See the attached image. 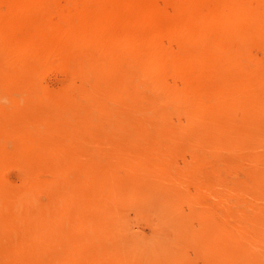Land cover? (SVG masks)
<instances>
[{
  "label": "rangeland",
  "instance_id": "1",
  "mask_svg": "<svg viewBox=\"0 0 264 264\" xmlns=\"http://www.w3.org/2000/svg\"><path fill=\"white\" fill-rule=\"evenodd\" d=\"M13 1L0 0V17L15 14ZM36 1L21 7L31 11L18 32L0 21V33L10 28L0 42L18 49L29 46L26 30L74 24L77 0ZM190 1L202 14L218 4ZM154 3L172 22V0ZM227 25L224 47L163 39L171 57L154 74L172 98L156 97L161 103L114 52L84 67L67 59L69 69L39 59L12 70L0 58V264H264V105L229 102L233 78L249 70L236 55L253 44L236 45L238 23ZM32 218L49 227H24Z\"/></svg>",
  "mask_w": 264,
  "mask_h": 264
},
{
  "label": "bare ground",
  "instance_id": "2",
  "mask_svg": "<svg viewBox=\"0 0 264 264\" xmlns=\"http://www.w3.org/2000/svg\"><path fill=\"white\" fill-rule=\"evenodd\" d=\"M46 1L47 0H43L42 2H46ZM207 1H209V0H206V2ZM216 1H218V4L216 3V5L212 9H210L209 13L206 14L205 13L206 11H205L204 12L205 14H202V12H201L202 10L201 11H199V9L197 10V8L195 7L196 5L193 2H191L190 0H172L171 7L173 9V17H174L173 21H172L173 24H172V22H169V21L166 22L161 16H159L157 14L154 0H110V1L109 0H102V1H96V2L93 0H77V3H75V1H74V3L70 1V4H72V6L74 8L73 12H75L76 10L78 11V12L76 11L78 13V15L76 17L73 16V19L75 18L74 24H73V22L70 23L71 24L70 27H68L66 29L53 30V29H51L52 26L48 27V26H46L47 23H46V25L44 23L43 26H40V28L42 30L39 32H35V31L28 32L26 30L25 36L29 40V46L28 45H26V46H28L27 47L28 49H33V50H28V49L26 50V48H25L26 46H19V48L16 49L14 46V42L9 44L8 43V41H10L9 38H6L4 36V39L6 38L7 40L2 39L0 42V58H1V61L3 59L4 60L3 62L8 64L6 66L9 67V65H10V67H12L11 69L13 70L14 69L13 64L17 63L19 61H27V62H30V64H33V60L34 61H40V60L42 61L43 59H45V60L49 59V61H48L49 63H50V61H51V63H53V61H55V60H56L55 63L57 61H59V63H61L60 60H64V61H62L63 66H64L63 62H65V60H67V59H74L76 61H79L80 64L83 63L82 66L83 65L85 66L90 61L94 62V63H92L93 65H97L99 63L101 64L102 63L101 61L103 59H105L110 53L114 52V54L118 57V60H119L118 62L119 63L121 62L120 65L125 66L124 68H125L126 73H127L125 75H129V76L131 75L132 79L133 80L135 79L137 81V83H138L137 85H139L144 90L146 89L145 92H147V90H148L150 92V93L148 92L149 95L152 94L155 96L154 97L155 99L153 98L154 100L157 99L156 97H164V98L170 97V98H172V96L169 93H167V91H164V88L161 87L160 80L154 74L155 70H157L159 68L160 63L166 62L165 60L166 59L169 60L171 57L170 50L165 48L162 44L163 39H165L166 41H169L170 39L175 38L173 42H176V37H180L181 42L179 41V43H182L184 45V47H185L186 43L184 44L183 40L184 41H189V40H191V41L195 40L196 41V39H197L196 42H198L199 39H203V40L205 39L207 42V45L209 44V46H215V45L222 46L223 44H225L224 33H226L228 31V29H227L228 25L227 24H228V22H233L235 24L238 23V25H237L238 28L236 29L237 31L233 32V36L236 37L237 41H238V43L236 45H238L241 42L244 43V42L250 41L251 44H253V48L250 50V53L248 54V56L246 55V56L240 57L239 53H238V56L236 55V58L238 59L236 63L238 65L239 70L246 69V68H248L249 70L246 74H243V75L241 74V71H240V74L235 79L230 75L234 80V81L232 80V83H233L232 87H235L234 88L235 90H234V92L231 93V96L229 98V102L232 103L236 100L244 99V100L250 101L254 105L257 103L255 106L258 107V109H259L261 105H264V104H261V103H264V93H262V96L259 94L260 93L259 90H261V89H259L260 88L259 86L261 84L264 85V74H260V76L262 77V78H260L259 72L261 73L260 70L264 69V66H262V68L260 70L259 69L255 70L254 68H252V66H253L252 63L259 61V63L264 64V8H262L261 10H257L258 9L257 5L264 6V0H251V1L250 0H238L236 3H233L232 0H216ZM35 2H37V1L36 0H14L13 3L8 4V6L10 9H12V8L16 9L14 11L15 14L12 15L11 17H9L7 15H5V16L1 15L0 21L3 22L5 24V26H10V28L11 27L12 28L17 27L16 31L18 32V30L21 28L19 26L23 22L22 18L24 15L22 13L24 12L27 15L31 11V10H29V12H27L26 11L27 9L23 10L21 7L31 8V7L35 6V4H34ZM38 2H40V1H38ZM67 2L68 1H66V3H65V7H66ZM198 2H200V1H198ZM251 2H254V4L256 2V8H252ZM204 10H205V8H204ZM9 14H12V13L10 12ZM73 14L74 13H72V15ZM61 16H62V14H61ZM35 21H37V20H35ZM24 22H25V20H24ZM8 30L2 31V33H0V38L3 36L4 33H5V35L10 34L9 33L10 31H8ZM232 31H235V30H232ZM232 31H231V33H232ZM27 39H25V40H27ZM169 44H170V42H169ZM175 44H177V42ZM207 45H206V47H208ZM176 46L178 47V45H176ZM223 47H224V45H223ZM178 49H180V48L178 47ZM236 49H237V47H236ZM204 51H205V49H204ZM172 54H174V52ZM174 55L176 57L178 56L176 54H174ZM230 60H232V59L230 58ZM104 61H106V60H104ZM70 62L72 63V61H70ZM5 63H4V65H5ZM59 63L57 65H59ZM0 64H1V62H0ZM47 64L48 63H46V65ZM92 64L89 63L88 65H92ZM256 64H258V63H256ZM16 65H18V64H16ZM16 65H15V68H16ZM27 65H28V63H27ZM163 65L165 66V68H167L166 70H168V68H169V67H167L168 64L165 65V63H163ZM77 66H78V64H77ZM64 67H67V66H64ZM91 67H93V66H91ZM2 69L0 71H2L1 73L3 74L4 72ZM262 72H264V71H262ZM7 73L9 74L10 72H7ZM7 73L5 75H7ZM118 73H119V71H118ZM91 74H93V72ZM191 74H193V73H191ZM233 76H235L234 72H233ZM125 77H127V76H125ZM173 78H174V76H173ZM206 78H208V77L206 76ZM133 80L131 82H133ZM129 81H128V83H130ZM188 81H190V80H188ZM191 82H193V81L191 80ZM2 84H3V82H2ZM32 84H34V83H32ZM36 84H37V81H36ZM193 84L194 83H191L190 86L192 87ZM262 85H261V87H262ZM14 86H16V85H14ZM257 86H258V88H257ZM262 88H264V87H262ZM262 90H264V89H262ZM2 92H4V91H2ZM209 92H210V90H208V93ZM4 93L7 94V92H4ZM42 93H43V91H42ZM73 93H75V92L73 91ZM227 93H226L225 97L228 95ZM238 93H239V95L236 97V95ZM220 94H219V96L223 95L222 93H220ZM213 95L216 96V94H213ZM208 96H210V95L208 94ZM225 97H223V98L225 99ZM217 98H219V97H217ZM223 98L220 101H222ZM163 99H161V100L164 102ZM202 99H204V98H202ZM143 100H146V99H143ZM211 100H212V98H211ZM207 101H209L208 98H207ZM216 101H217V99H216ZM0 102L2 103V102H4V100L3 101L0 100ZM159 103H161V102L159 101ZM223 103L225 104V102H223ZM183 104H185V103H183ZM170 105H168V106H170ZM0 111H1V113H4V112H2L1 109H0ZM5 112H6V110H5ZM35 112H36V110H35ZM32 114H33V112H32ZM166 116H168V115H166ZM185 116H183V117H185ZM148 118L150 119V117H148ZM158 120H159V118H158ZM231 120H230V123H231ZM230 126L231 125H229V127ZM30 129H28V130H30ZM33 130H35V129H33ZM28 135H30V133ZM209 152H211V151H209ZM44 166H45V164H44ZM259 181H260V178H259ZM18 196H19V194H18ZM14 199H16V198H14ZM19 200H20V197H19ZM24 200H26V199H24ZM14 201H12L13 205H11L12 206L11 208L16 207ZM16 201H18V200H16ZM26 202L27 201H24L23 204L26 205ZM27 204H28V202H27ZM30 204L32 205L33 203H30ZM8 206H9V204H8ZM17 207H18V205H17ZM17 209H18V211H17ZM17 209H16V211L20 212L19 207ZM11 210H13V209H11ZM25 210H26V208H25ZM35 210H34V213L36 212ZM13 211H15V210H13ZM17 212L16 213L14 212V215L17 214ZM35 216H37V215H35ZM18 217H19V215H18ZM21 217H20V219H21ZM32 219H33V222L31 223V225L25 224L23 226L26 228L31 227L35 230H37V229L43 230V229H47L49 227L46 219H42V220L40 218H38L37 220H35L34 218H32ZM28 220L30 221V218ZM228 238H229V236L225 235V241H226L225 243L229 242Z\"/></svg>",
  "mask_w": 264,
  "mask_h": 264
}]
</instances>
